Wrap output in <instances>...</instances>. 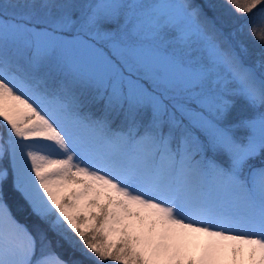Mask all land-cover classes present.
<instances>
[{
  "label": "snow or ice",
  "instance_id": "6c2138e0",
  "mask_svg": "<svg viewBox=\"0 0 264 264\" xmlns=\"http://www.w3.org/2000/svg\"><path fill=\"white\" fill-rule=\"evenodd\" d=\"M0 264H264V0H0Z\"/></svg>",
  "mask_w": 264,
  "mask_h": 264
},
{
  "label": "trees",
  "instance_id": "16d2710c",
  "mask_svg": "<svg viewBox=\"0 0 264 264\" xmlns=\"http://www.w3.org/2000/svg\"><path fill=\"white\" fill-rule=\"evenodd\" d=\"M198 2H200V0H198ZM225 19L231 23V18L230 17H225ZM248 42H252L250 37L245 36L244 37ZM238 107H240L242 109V114L243 115H247L248 113H246V109L243 107L242 104L238 103L237 105ZM238 116H241V114H238ZM237 116V117H238ZM235 118V117H232ZM16 199H11L10 198V203H12L13 205V209L14 211H16V215L17 218L21 221V222H27L29 224V226L31 227L32 225L39 223V221L37 220L36 217L31 216L30 215V210L27 208L26 205H24L23 211H19L16 209ZM20 204H23V201H19ZM43 227H46L44 225H42ZM61 245L60 247H56V245L54 244L53 248L54 251L59 254L61 257H63L64 259H69V258H76V259H83V257L80 256L79 252H76L75 254H73L72 249L68 247L67 244L63 243V241H61Z\"/></svg>",
  "mask_w": 264,
  "mask_h": 264
},
{
  "label": "rangeland",
  "instance_id": "374dc122",
  "mask_svg": "<svg viewBox=\"0 0 264 264\" xmlns=\"http://www.w3.org/2000/svg\"><path fill=\"white\" fill-rule=\"evenodd\" d=\"M244 107V106H243ZM245 108V107H244ZM246 109V108H245ZM246 113H247V110H246ZM238 114H241V115H243L242 114V109L240 108V107H236V109H234V111H233V114H232V117H237L238 116ZM54 247V246H53Z\"/></svg>",
  "mask_w": 264,
  "mask_h": 264
}]
</instances>
